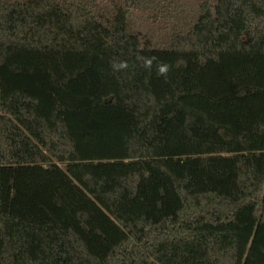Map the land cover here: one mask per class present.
I'll return each mask as SVG.
<instances>
[{
  "label": "trees",
  "instance_id": "16d2710c",
  "mask_svg": "<svg viewBox=\"0 0 264 264\" xmlns=\"http://www.w3.org/2000/svg\"><path fill=\"white\" fill-rule=\"evenodd\" d=\"M56 1L108 45L0 44V264H264V0Z\"/></svg>",
  "mask_w": 264,
  "mask_h": 264
},
{
  "label": "rangeland",
  "instance_id": "374dc122",
  "mask_svg": "<svg viewBox=\"0 0 264 264\" xmlns=\"http://www.w3.org/2000/svg\"><path fill=\"white\" fill-rule=\"evenodd\" d=\"M194 8L199 0H184ZM24 36L38 44L51 43L80 46H106L107 41L84 16L61 8L56 0H33L23 8L0 12V44Z\"/></svg>",
  "mask_w": 264,
  "mask_h": 264
}]
</instances>
